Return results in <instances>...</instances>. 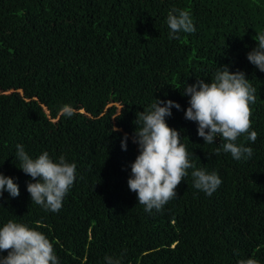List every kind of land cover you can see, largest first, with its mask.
Returning a JSON list of instances; mask_svg holds the SVG:
<instances>
[{
    "label": "trees",
    "instance_id": "1",
    "mask_svg": "<svg viewBox=\"0 0 264 264\" xmlns=\"http://www.w3.org/2000/svg\"><path fill=\"white\" fill-rule=\"evenodd\" d=\"M173 8L190 13L195 33L169 38ZM258 34L264 0H0V172L20 188L0 198V227L11 220L44 233L59 264H264V72L247 59ZM224 66L245 72L257 90V139L236 141L253 149L247 160L212 155L221 138L205 144L185 119L183 86L210 83ZM156 99L181 105L167 124L196 168L222 183L208 196L189 169L177 197L149 213L128 179L139 154L136 114ZM18 144L32 159L48 151L76 164L59 212L32 203L27 184L35 181L18 167Z\"/></svg>",
    "mask_w": 264,
    "mask_h": 264
},
{
    "label": "clouds",
    "instance_id": "2",
    "mask_svg": "<svg viewBox=\"0 0 264 264\" xmlns=\"http://www.w3.org/2000/svg\"><path fill=\"white\" fill-rule=\"evenodd\" d=\"M166 23L170 29L169 38L178 39V33H195L191 15L186 10L173 8L168 12ZM258 46L247 54L251 64L264 72V34L256 35ZM256 88L252 86L243 71L231 72L228 66L214 74L211 82L198 79L195 84H185L182 94L189 96V107L185 119L198 124V136L205 144H215L219 136L222 140L212 155L221 151L230 153L239 161L252 157L253 149L238 145L241 136L255 142L257 132L250 131L251 104L256 102ZM138 112L134 123L137 125L132 142L138 145L139 154L131 164L128 179L130 191L137 194L138 203L146 212L161 211L177 197L176 188L189 175L192 186L211 196L221 185L222 180L215 172L196 168L189 157L186 146L181 143V134L171 128L166 117L172 116V108L181 110V105L172 100H159ZM61 113L68 118L74 115L73 109L65 105ZM118 131V129H115ZM128 135L125 134L121 147L127 150ZM16 159L19 168L33 181L27 184L32 203L46 211L57 213L63 200L76 180V164L70 163L61 155L58 162L50 158L47 151L32 159L22 145H17ZM7 191L11 197L20 195L19 185L14 178L0 172V198ZM0 264H59L53 243L47 236L25 224L9 220L0 227ZM238 254V253H237ZM108 264H120L119 260L105 257ZM238 264H258L255 259H241Z\"/></svg>",
    "mask_w": 264,
    "mask_h": 264
},
{
    "label": "rangeland",
    "instance_id": "3",
    "mask_svg": "<svg viewBox=\"0 0 264 264\" xmlns=\"http://www.w3.org/2000/svg\"><path fill=\"white\" fill-rule=\"evenodd\" d=\"M121 108V106H119ZM74 110L76 111H83V106L82 105H79L77 108H74ZM48 152V151H47Z\"/></svg>",
    "mask_w": 264,
    "mask_h": 264
}]
</instances>
